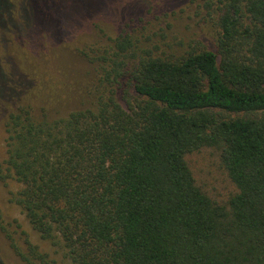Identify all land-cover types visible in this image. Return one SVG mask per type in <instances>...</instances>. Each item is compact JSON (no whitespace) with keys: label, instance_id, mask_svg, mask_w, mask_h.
Segmentation results:
<instances>
[{"label":"trees","instance_id":"trees-1","mask_svg":"<svg viewBox=\"0 0 264 264\" xmlns=\"http://www.w3.org/2000/svg\"><path fill=\"white\" fill-rule=\"evenodd\" d=\"M84 1L0 0V180L17 185L9 201L62 260L28 241L19 259L264 264V0H216L213 48L178 57L135 55L118 34L92 108L34 115L21 103L33 81L8 49L61 37ZM202 148L235 188L223 204L188 167Z\"/></svg>","mask_w":264,"mask_h":264},{"label":"rangeland","instance_id":"rangeland-1","mask_svg":"<svg viewBox=\"0 0 264 264\" xmlns=\"http://www.w3.org/2000/svg\"><path fill=\"white\" fill-rule=\"evenodd\" d=\"M79 6L77 2L69 7L63 26L66 33L61 37L44 35L34 46L14 44L15 52L8 49L17 69L33 81L21 103L31 104L34 115L57 118L72 110L92 108L102 88L100 57L107 56L118 34L130 38L135 55L146 50L152 56L178 57L189 50L213 48L216 0H85ZM3 139L0 122V162ZM185 159L204 192L215 202L225 203L235 188L220 166L217 152L202 148ZM16 188L12 180H0V263L24 264L14 247L23 251L25 241L59 263L60 250L40 239L9 201V192Z\"/></svg>","mask_w":264,"mask_h":264}]
</instances>
